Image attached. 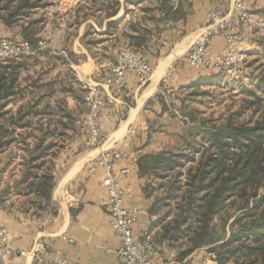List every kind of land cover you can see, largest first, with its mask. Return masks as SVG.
Masks as SVG:
<instances>
[{"label": "crops", "instance_id": "obj_1", "mask_svg": "<svg viewBox=\"0 0 264 264\" xmlns=\"http://www.w3.org/2000/svg\"><path fill=\"white\" fill-rule=\"evenodd\" d=\"M82 1L77 0V5ZM120 1L119 13L104 19L102 24H97L95 18L84 19L74 12L73 22L60 30L58 41L50 43L58 50V55L52 56L57 64L48 78H44L45 73L39 69L29 71L26 61H20L19 87L26 91L31 85L33 99L42 97L36 108L44 111L47 106L48 114L35 116L31 126L20 127L18 131L32 128L35 135L32 133L31 144L35 145L43 131L54 128V114L61 104L74 119L69 122L65 136L57 138L49 134L44 138L45 143H55L44 166L39 169V174L47 173L54 177L50 198L37 193L28 182H22L28 168L26 155L0 152V225L10 233L9 254L6 257L3 256L5 247L0 245V264H57L62 258L79 264H124L118 254L122 243L120 233L111 225V216L103 203L107 195L101 181L103 169L93 173L89 171L94 160L106 150L119 153L114 161L115 170L126 166L131 169L122 183L132 189L126 204L140 209L139 218L133 226L135 235L150 231L156 236L160 226L171 217L164 219L162 209H153L160 193L154 191L149 196L145 192V186L152 180L140 176L138 159L143 154L161 151L168 145L166 141L153 139L149 133L154 121L167 114L168 101L159 99V95L207 81L222 72L195 68L185 58L189 47L202 32L200 27L211 8L200 6L186 18L168 20L170 22L166 27L163 25L160 37L153 30L146 47L152 65L146 82H141L134 73H128L125 94H114L105 86L100 125L102 140L96 143L91 140L84 123L89 109L85 103L82 110L84 102L81 99H86V93L81 95L76 86L88 81L99 65L116 61L119 50L131 46L128 34L133 33L130 22L135 20L126 18L129 8L123 0ZM234 1L221 7L229 9ZM245 2L251 9L264 12V0ZM119 18L123 19L115 34H105L108 20ZM89 23L95 26L94 35L100 36L99 42L92 48H88L83 41L85 35L88 36ZM0 25L6 28L3 23ZM154 26L147 27L155 29ZM73 29L75 33L71 35ZM19 30L16 29V32L22 37ZM253 38L254 35H249L245 40V46L250 50L248 53L252 52ZM223 45V36L217 35L214 50L220 51ZM35 49L38 55L45 51L41 45ZM70 53L77 61L69 57ZM41 87H48V91L38 94L37 89ZM58 91L67 96L66 99L56 101L52 98L40 108L43 96L55 97ZM21 102L18 100L17 105L10 106L11 102L7 107L17 111ZM15 142L18 140L12 144ZM163 244V251L155 258V264H199L208 253V247H199L183 255L185 244L171 245L167 241Z\"/></svg>", "mask_w": 264, "mask_h": 264}, {"label": "trees", "instance_id": "obj_2", "mask_svg": "<svg viewBox=\"0 0 264 264\" xmlns=\"http://www.w3.org/2000/svg\"><path fill=\"white\" fill-rule=\"evenodd\" d=\"M49 4L48 0H0V22L9 28L19 27L23 38L37 48L43 39L41 30L45 18L33 15ZM87 4L91 11L85 9ZM184 5V0L178 4L175 0H158L144 10L147 14L160 10V18L154 13L150 15L159 24L186 18ZM121 6L120 0H84L76 11L77 16L83 11L84 19L95 16L98 24H102L104 19L116 16ZM122 19L108 20L104 33L115 34ZM130 26L131 46L146 48L154 29L132 21ZM93 28L89 23L86 33L93 32ZM99 40L86 35L83 38L88 48ZM69 57L77 61L73 53ZM6 61H0V152L17 139L18 128L31 126L37 115L48 114L47 106L44 111L36 108L42 97L30 98L19 87L20 61L16 58ZM245 91L250 96L237 111L194 125L193 135H199V139L188 141L179 151L161 150L138 159L140 176L152 180L145 186V192L149 196L154 191L160 193L153 209H162L164 219L171 216L155 237L161 243L185 244L183 255L206 246L216 252L218 264H264V75L255 87H245ZM19 99H26L28 105L22 103L17 111L7 107ZM250 108H254L252 114L258 110L261 114L254 121H241V115ZM54 115V128L43 131L39 142L30 149L28 168L22 178V182H28L33 190L47 198H50L54 177L39 174V169L55 143H45L44 138L49 134L57 138L65 136L69 122L74 119L62 104ZM187 146L190 147L185 151ZM227 226H230L228 235Z\"/></svg>", "mask_w": 264, "mask_h": 264}, {"label": "built area", "instance_id": "obj_3", "mask_svg": "<svg viewBox=\"0 0 264 264\" xmlns=\"http://www.w3.org/2000/svg\"><path fill=\"white\" fill-rule=\"evenodd\" d=\"M202 32L189 47L185 58L195 68L220 70L230 76L241 73L242 66L248 57L245 40L249 35L264 37V14L251 9L245 0H235L229 9L223 7L211 9L200 27ZM223 36L224 45L220 51L214 50V39ZM144 48L128 46L123 48L115 62L99 65L92 76L85 82L86 100L89 111L84 121L91 140L100 143L101 114L105 105V86L114 94H125L128 73H134L146 82L152 72ZM28 41H22L20 47L8 39L0 40V61L20 58L23 54L33 53ZM119 153L106 150L90 165L89 171L103 169L101 178L107 195L103 201L111 216V225L120 233L122 243L118 254L124 264H155L164 248L150 231L135 235L133 226L139 218L138 206H128L126 200L132 195V189L123 185L122 180L129 175L131 169L122 167L115 170L114 161ZM10 233L0 225V245L5 247L3 256L9 254ZM57 264H79L76 261L62 258ZM199 264H218L214 251H208L205 259Z\"/></svg>", "mask_w": 264, "mask_h": 264}, {"label": "rangeland", "instance_id": "obj_4", "mask_svg": "<svg viewBox=\"0 0 264 264\" xmlns=\"http://www.w3.org/2000/svg\"><path fill=\"white\" fill-rule=\"evenodd\" d=\"M76 1L77 0H48L50 3L48 6L39 8L34 13L33 17L43 16L45 18L44 29L41 30L43 39L40 44L45 51H41V53L38 55L37 50L31 46L34 51L33 53L23 54L20 58H16L18 61H26V67H28L29 71H32V68L34 70L39 69L42 73H45L44 78H48L50 76L49 73L51 74L53 67L57 64L52 56L58 55V50L54 49L50 43L53 40L58 41L60 38V30L64 26L73 22V14L75 12L77 15L78 12L76 10L79 4L77 5ZM123 1L129 8L126 12V18L135 20L134 22L139 24L141 27L155 25L156 28L154 31L160 37L163 25L166 27L170 21H162L159 24H155V22L151 20L150 15L154 13L158 18H160V16H162L161 11L155 10L154 12L147 14L144 10L145 6L155 5L158 3V0ZM175 1L178 4L180 0ZM230 1L231 0H184V10L188 14H191L197 7L200 8L201 6L202 8L207 6L208 9H215L221 7L222 5H227ZM88 5L89 4H87L85 9L91 11L88 9ZM80 15L83 16V11H81ZM89 18L94 19L95 16H91ZM95 22L98 24L96 18ZM5 27L6 28H3L0 25V40L6 38L14 45L19 47L22 41H26L21 33L20 34L22 37H20V35L16 32V29H19V27ZM93 27V32H90L87 38L97 39L100 36L94 35L95 26L93 25ZM74 29L72 30L71 35L75 33ZM252 43H254V46L251 47L252 52L248 53V57L244 62L239 75L233 77L222 71L223 73L219 72L216 74L217 76H211V78L207 81H199L194 85L183 86L170 94L166 92L165 94L159 95V99L163 100L165 98L168 101L169 106L167 109V114L154 121V125L152 128H150L149 133H151L150 135L152 138L156 137L158 141L161 140L168 143V145L164 147L163 150L179 151L181 148L186 146L188 141H194L196 138L199 139V135H193V127H195L194 125L199 124L200 121H203L204 119L218 120L220 118H224L229 113L237 111L240 105H242L244 102L245 98L250 96V94L245 91V87H248V89L255 87L258 84V79L264 75V37L255 36V38L252 40ZM121 50H119V53ZM143 50L147 52L145 47ZM37 56H40V58ZM6 60L3 61L7 62ZM37 66L39 68H37ZM29 71L26 72L28 75H31ZM71 78L72 80L74 79V74L71 75ZM76 87L81 91L79 92L81 95H83L84 92L86 93L84 95H87V88L85 87L84 81L82 84L77 85ZM32 91L33 88L31 85H29L25 93L28 94V97L33 98ZM47 91L48 87H41L37 89L38 94L46 93ZM55 95V97L43 96L44 100L41 103L40 108L45 107L48 101H51L52 98L56 101H59V99L63 100V98L66 99L67 97L63 96L60 91L55 93ZM19 100H22L21 103L25 104L24 99ZM81 101L84 102L82 105V110L85 109V103L89 109L87 100L81 99ZM11 105L15 106L17 104L13 103L10 104V106ZM25 105L27 106L28 104ZM66 106L68 107L67 100ZM252 109L254 108H250L245 113H243L240 117V120L254 121L256 118H258V116L261 114V110L255 111L254 114H252ZM32 133L35 135V132L32 131V128L20 129L17 132L16 140H18V142L13 143L4 151H7L12 155L21 153L22 155L29 157L31 154L30 149L33 147L31 142L34 138V135H32ZM189 147L190 146H187L184 148V150L188 151ZM188 163L190 164L191 162ZM229 233L230 226H227V235ZM208 251L210 250L208 249Z\"/></svg>", "mask_w": 264, "mask_h": 264}]
</instances>
